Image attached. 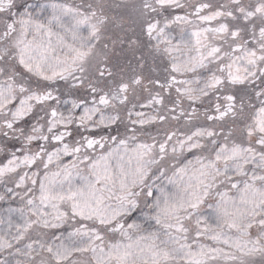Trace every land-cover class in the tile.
I'll return each instance as SVG.
<instances>
[{
    "label": "snow or ice",
    "instance_id": "6c2138e0",
    "mask_svg": "<svg viewBox=\"0 0 264 264\" xmlns=\"http://www.w3.org/2000/svg\"><path fill=\"white\" fill-rule=\"evenodd\" d=\"M0 264H264V0H0Z\"/></svg>",
    "mask_w": 264,
    "mask_h": 264
}]
</instances>
